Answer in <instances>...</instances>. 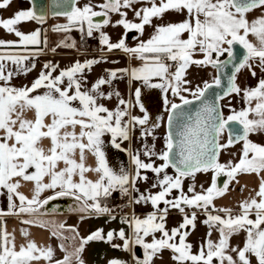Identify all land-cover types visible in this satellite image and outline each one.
Instances as JSON below:
<instances>
[{"label":"snow or ice","instance_id":"snow-or-ice-1","mask_svg":"<svg viewBox=\"0 0 264 264\" xmlns=\"http://www.w3.org/2000/svg\"><path fill=\"white\" fill-rule=\"evenodd\" d=\"M138 0H105L99 7L102 11L93 10L92 6L78 7L76 0H64L63 11L54 14L64 16L67 24L56 25L53 31H71L78 27L83 32L87 25V35L91 37L94 30H99L101 23H94L93 18L106 17L102 24L108 25L109 12L119 13L121 19L116 23L123 26L127 31L135 30L141 35L145 25H151L152 19H162L163 14L169 10L176 12L187 11L188 19L179 23L156 25L154 33L147 41H140L134 47L129 48L122 37L118 42H110L107 34L100 33V44L106 46L108 51L121 50L142 61V65L131 69V77L141 80L150 88H159L164 93L169 91L173 96H178L181 103L170 102L164 97V104L168 111L169 131L164 137V149L156 153L153 148L145 145L144 156L151 158L158 156L163 163L155 166L154 163L142 161L139 154H132L133 174L124 169L119 173L109 167L102 150L105 133H110L112 143L120 148L117 139L128 140L130 127L145 125L149 116L145 112L143 117L130 116L128 109L130 102L118 99L115 110H109L98 101L111 99L113 95L119 98V92L105 94L101 86L111 85L117 79V72H128L127 69L109 71L107 78L100 77L91 88L83 89V73L85 69H91L94 64L101 61L89 59L81 63L76 61L73 65L56 72L58 65L51 62L43 65V70L32 82L31 86L15 88L8 86V81L17 73L31 71L26 66L30 57L34 58L35 52H28L29 46H38L41 43L39 29L29 33L20 31L16 26L22 22L36 21L43 23L44 13H39L34 7L16 11L12 17L0 19V27L18 37L17 41L0 40V46L16 47L20 52L12 54H0V81L5 86H0V189L7 192L8 210L0 212V215L27 214L34 216L43 215L41 209L50 201L58 197L71 196L77 202L74 211L91 214H110L111 210L102 205L101 201L110 197L113 192L119 191L122 196L128 195L129 189L137 191L136 184L140 179L147 180V176H141L140 170L153 172L157 182L153 188L161 190L156 194H140L134 197V203L150 202L154 212L145 218L132 217L122 218V223L128 224L131 234L126 236L124 229L118 232L109 231L106 237L102 229L90 233L86 238H80L79 246L69 252L64 247V242L76 237H65L62 231L76 233L73 226L65 224L54 225L52 236L61 240L62 251L65 255L62 260H56L54 264H84L82 252L85 245L91 241L110 242L114 236L123 241L122 250L128 251L130 246L138 245L144 250L143 259H137L136 264H153L154 258L163 250L173 253L172 259L176 264H213L214 258L219 264H251L249 255L256 258L257 264H264V177H261L259 189L255 196L244 200L239 204V214L233 215L230 208L216 209L213 206L215 197L222 196L229 188L231 180L237 174L248 173L260 175L264 172V145L253 143L249 140L250 134L264 132V78L260 79L255 87L241 89L236 83L237 74L247 68L253 77L256 72L252 61H258L256 65L264 73V15L249 21L247 14L258 8H264V0H145L150 6L139 10L133 9L139 23L130 22L126 19V13L121 8H132ZM11 0H2L0 9L9 6ZM34 3V0H33ZM201 17H203L201 19ZM187 33V39L182 36ZM249 36L255 38V42L249 40ZM63 43V42H62ZM234 45H239L243 50L242 57L237 63L231 64V74L227 76V87L215 92L210 98L206 95L210 89L221 87V75L229 64L219 58L227 53L229 60L236 59ZM74 47L71 45H64ZM202 54V59H193L196 50ZM55 51V49H53ZM28 54H24V53ZM7 62L15 65V69H9ZM172 62V63H168ZM175 65V71L170 69ZM191 65L206 67L208 65L216 69L217 75L211 82L204 81L203 86H197L192 90L186 85L191 82L186 77V72ZM159 83H151L153 79ZM65 81L66 86L65 85ZM44 88L43 94H35L37 89ZM182 92H189L193 100L199 101L200 106L194 112H190L184 106L193 104V100L187 99ZM247 107L237 111L230 109V114L225 117L220 109V102L232 94L240 95ZM141 90L135 91L137 103ZM78 101L79 107L73 106ZM255 101L254 107L252 106ZM230 103V101H229ZM123 106V107H121ZM33 111L34 119H26L25 111ZM141 111L143 106L141 105ZM125 117H129L125 120ZM252 117V118H250ZM46 120L50 122L46 123ZM237 125V127H232ZM80 127L77 134L74 129ZM175 126V132L173 127ZM153 127H159L158 124ZM69 128L73 129L69 131ZM228 128L229 139L226 144L219 143V138ZM142 135H152L150 130L142 132ZM50 140V147L44 149L40 146L42 139ZM86 141V142H85ZM243 141L242 153L239 162L227 164L218 162L220 149L231 146L234 142ZM79 151V161L75 154ZM91 152L96 158V167L90 168L85 165V152ZM60 162L65 165L59 167ZM172 167L176 170V176H170L165 169ZM213 171L212 184L202 193L193 192L191 197L181 194L172 200L166 199L173 189H181L182 178L193 176L197 172ZM93 171L98 174L96 181L87 180L85 173ZM161 173H164L161 178ZM225 174L228 180L222 187L217 186V176ZM79 180H74L75 176ZM47 178V182H45ZM21 181L33 184L32 196L29 199L19 192ZM57 189H59L57 191ZM51 190L54 195L41 199V194ZM258 198V199H257ZM19 200V205L15 200ZM91 201V203H89ZM163 203L166 207L160 209L158 205ZM204 208L207 218L204 221L210 228L219 232V240L206 241L198 254H192L191 245L186 242L187 232H181L187 226L194 227L196 214H185L183 222L171 232L166 229L165 220L169 208H174L184 213V207ZM213 211L222 212L224 216L213 215L208 212L209 207ZM55 210V209H53ZM255 214V219L250 216ZM84 217L82 216L81 219ZM113 219L115 217H112ZM23 224H36L44 227L45 221L26 219ZM59 229L62 231H57ZM245 232L246 237L242 248H231L237 254L236 259L228 254L230 238L239 232ZM161 234L157 239L155 233ZM26 238L29 233L26 229L21 230ZM211 232H209V236ZM152 236L151 242L146 237ZM179 236V242L176 238ZM120 248V245H113ZM54 250L51 246L38 247L34 241L27 240L16 250L14 237L4 232L0 234V264H32L33 261L44 259L52 264ZM108 264H126L118 259H111Z\"/></svg>","mask_w":264,"mask_h":264},{"label":"crops","instance_id":"crops-1","mask_svg":"<svg viewBox=\"0 0 264 264\" xmlns=\"http://www.w3.org/2000/svg\"><path fill=\"white\" fill-rule=\"evenodd\" d=\"M2 2V0H0ZM30 8L28 0H11L9 6L4 9H0V19H7L13 16L16 11L26 10ZM203 17H201L202 19ZM62 22H55L53 25H58ZM51 21L45 19L43 23H37L36 21L22 22L16 27L24 32L29 33L33 30L39 29L41 32V43L38 46H29L28 52H35L36 55L34 58L26 61V66L32 68L34 64L35 67L31 71L24 73H17L12 76L10 81H8V86L21 88L28 86L30 87L32 82L38 77L39 73L43 70V65L45 63L51 62L52 64L58 65L56 72L53 75H58L59 71L66 69L73 65L76 61L83 63L89 59H96L101 61L100 63L94 64L91 66V69H85L83 73V89L91 88L92 84L95 83L100 77L107 78V73L105 70L114 71L120 69H127L128 72H117V79L112 81L111 85L101 86V91L105 94L110 92H119V98L115 95L111 99H100L98 102L108 108L109 110H115L118 104V99H124L127 102H130L131 107L128 109L130 116L143 117L145 112L149 116V120L145 125H136L134 128L130 127L129 130V139L120 140L117 139V143L120 144V148H116L112 143V137L110 133H105L102 136L103 145L102 150L105 153V159L108 162L110 168L115 172L119 173L121 169H124L130 175L133 174L134 165L132 164L131 155L136 153L139 154V157L142 161L146 163H154L155 166H159L163 163L158 156H152L151 158L144 156L145 145L149 148H153L156 153H160L164 149V137L165 134V117L167 114V106L164 104V97L167 96L170 102L176 103L180 101L178 96H173L169 91L168 93L162 92L159 88H150L141 80H134L131 77V69L137 68L142 65V61L134 58L132 55L125 53L121 50H112L108 51L106 46H101L100 42L91 44V37H82L80 39L72 42L64 31H52L50 26ZM54 28V27H53ZM185 34V33H184ZM188 35H183V39H187ZM0 40L3 41H17L13 33H9L0 27ZM100 40V38H98ZM118 39L112 41L116 43ZM119 41V40H118ZM146 41V40H145ZM63 42V43H62ZM111 42V41H110ZM74 43V47H68L64 45H71ZM139 43L131 44L126 43L127 47L134 48ZM5 46H0V54H12L20 52L21 49L13 47L12 50L6 49ZM55 49V51H53ZM24 54H28L27 52ZM202 54L197 49L193 54V59L199 60L202 59ZM7 67L14 70L15 65H12L11 62H7ZM170 71H175V65L170 69ZM211 72V73H210ZM212 77V79L210 78ZM214 77V70L209 66L201 67L197 65H191L186 72V79L191 83L186 85V87L195 90L197 86H203L204 81H212ZM264 78V73L259 69V72L256 73V76L253 77L249 75L244 79L243 84H241V89L255 87L260 79ZM158 79H153L151 83H159ZM66 81L65 85L66 86ZM0 86H5L3 81H0ZM141 90V95L139 97V102L137 103V97L135 96L136 89ZM46 91L44 88L37 89L35 94H43ZM186 98L192 97L189 92H182ZM227 102L232 103L233 107L230 106V109H235V107L243 109L247 107L242 98V93L240 95L232 94L230 97H226ZM141 105L143 106V111H141ZM73 106L79 107V102L74 101ZM254 106V104H252ZM123 107V106H121ZM239 109V110H240ZM24 118L34 119L33 111H25L23 113ZM125 120H128L129 117H125ZM50 120H46V123ZM158 124L159 127H153V125ZM73 129L69 128V131ZM150 130L152 135H142V132ZM74 131L78 134L80 132V127L76 126ZM2 135V133H0ZM86 142V141H85ZM40 146L45 150L48 149L50 145V140L45 138L40 142ZM75 158L79 161V151L77 150ZM96 158L91 153L85 152V165L86 167L94 168L96 167ZM65 165L63 162H60L59 167L63 168ZM141 176H147V180L140 179L137 181L136 189L133 191L130 187L128 195L122 196L119 191L113 192V194L108 197L107 200H102V205L107 206V202L110 198H114L117 201V206L108 207L111 210L110 214H97L92 212L90 215L86 213H81L79 211H74L72 209L76 208L78 202L71 196L58 197L55 200H63L65 204L62 206L64 210H56L59 207V204H52V207L47 205L41 209L43 215L36 214L34 216H29L27 214H8L0 215V234L6 232L10 234L11 237H14V244L16 250L18 251L21 245L26 244L27 240L34 241L38 247H48L54 250L53 262L56 260H62L65 251L61 250L59 246L61 240L57 237L52 236V231L54 230V225H59L61 223L65 224L66 227L73 226L78 231V236L76 233L70 231H62L55 229L57 231H62V235L65 237H73L75 239H70L64 242V247L69 251L79 246L80 238H86L90 233L96 231L97 229L103 230V235L106 237V234L109 231L118 232L120 229H124L126 236L131 234V229L128 224L122 223V218L131 219L132 217L145 218L148 214L155 211L150 202H141L134 203L133 198H138L140 194L148 195L156 194L161 189L159 187L153 188L152 185L157 182L156 175L151 171L140 170ZM165 172L175 177L176 171L172 168L165 169ZM164 173H161V178ZM196 174V173H195ZM187 176L182 178L181 189H173L170 195L166 199L172 200L175 197L181 194V191L191 197L193 192L189 191L191 187L195 193H200L199 189L195 188V183L198 181L197 175ZM85 177L87 180L96 181L98 179V174L89 171L86 172ZM261 177H264V172L259 176L252 173H240L237 174L235 179L231 180L229 183V188L224 195L219 197L216 200V197L213 200V206L216 209L219 208H230L233 210V215L239 214V204L251 197L255 196L256 191L259 189V184ZM74 180L78 181L79 176H75ZM227 180V177H226ZM225 180V181H226ZM47 182V178H45ZM212 182V181H211ZM21 187L19 192L28 197L29 199L32 196L33 184L30 182L21 181ZM208 185V184H207ZM210 185V181H209ZM208 185V186H209ZM59 189H57L58 191ZM54 193L51 190H47L41 194V199H44L48 196H52ZM258 199V198H257ZM16 204L19 205V200H15ZM91 203V201H89ZM158 207L160 209L165 208L166 206L161 202ZM184 207V213H181L179 210L174 208H169L167 212V217L165 220L166 229L171 232L173 228H178L179 225L183 222V216L187 214L191 216L192 213L196 214V219L194 221V227L192 225L187 226L185 229H181V232H187L186 242L190 244L192 254H198L201 247L206 245V241L211 240L217 242L219 240V232L215 228H210L209 225L205 224L204 221L207 218V213L204 208L197 207ZM120 208H126V213H119ZM55 209V210H53ZM58 209V208H57ZM8 210V200L7 192L4 189H0V212H7ZM213 215L224 216L222 212L213 211V207L210 206L208 209ZM84 217L81 219V217ZM112 217H115L114 219ZM251 219H255V214L253 213L250 216ZM26 219H36L46 222L44 227L38 226L36 224H23L21 221ZM264 227V225H262ZM26 229L29 233L26 238L21 234V230ZM209 232L211 235L209 236ZM157 239L160 238L161 234L159 232L155 233ZM246 233L241 231L238 234H234L230 238V248L228 249V254L232 255L236 259L237 254L231 251V248H242ZM147 242H151L152 236L145 238ZM176 242H179V236L176 238ZM113 245H120V248H115ZM123 241L119 239L118 236H114L112 241H91L85 245V249L82 252L81 256L84 261V264H108V261L111 259H118L120 261L126 262V264H136L137 259H143L144 250L141 246L132 245L128 251L122 250ZM173 253L170 250H163L159 253L153 260V264H176V261L172 259ZM251 264H257L256 258L249 255ZM32 264H49L48 261L40 259L39 261H33ZM190 264V262H189ZM213 264H219V261L214 258ZM227 264V262H225Z\"/></svg>","mask_w":264,"mask_h":264},{"label":"rangeland","instance_id":"rangeland-1","mask_svg":"<svg viewBox=\"0 0 264 264\" xmlns=\"http://www.w3.org/2000/svg\"><path fill=\"white\" fill-rule=\"evenodd\" d=\"M104 2H105L104 0H76L78 7L83 8L85 5H90V6H92L93 10L98 11V12L102 11V9L99 6L104 4ZM157 3H159V0H157ZM145 6H150V4H147L145 2V0H138L137 3L133 4L132 8H121V11L125 12L127 14L126 19L128 21L134 22V23H139L140 21L134 15L133 9L139 10ZM261 15H264V8L254 9L247 14V19L251 22ZM107 18L110 21L109 24L103 25L101 23L100 29L93 31V35H92L93 38L91 39V43L93 40L96 42H100V40H98V38H100L101 32L107 34L108 37L110 38L111 42L116 40V39L119 40L120 38L124 37L125 43H127V42L131 43V44L140 43V41H145V40L147 41L151 37V35L154 33L156 25H164V24H168V23H179V22H183L184 20L188 19L189 17H188L186 10L183 12H176V11L169 10L163 14L162 19L153 18L151 25H145L142 35L135 30H129L126 33V30L123 28V26L118 25L116 23L117 21H119L121 19V16L119 15V13L109 12ZM49 20L51 21L50 26H52L53 23H55V22H62L58 25L67 24L66 17H53V18H49ZM53 27H54V25H53ZM53 27L51 28L52 31H53ZM63 33L65 35H67V37L72 42H74L77 39H80L81 37H89L87 35V25L84 26L83 32H81L78 29V27H74V28H72L71 31L63 32ZM185 34L188 35L187 33H185ZM185 34H183V35H185ZM248 38L252 42H255L254 37L249 36ZM118 40H117V42H118ZM5 48L8 50H12L13 47L7 46ZM251 63L253 64V69L255 70V72L256 73L259 72V67L256 66L258 64V61H252ZM249 75H251V73L247 68L242 69L237 74L236 83L241 87V84H243L244 79L246 77H248ZM210 78L212 79V77H210ZM225 99L223 101H221V109H222L223 115L225 117H227L230 114V106L233 107V105H232V103L227 102V100H225ZM252 104L255 105V101H253ZM239 109H240V107L239 108L235 107V110L239 111ZM250 118H252V117H250ZM248 138L253 143H256L259 145H264V132L250 134ZM219 143H221V144L227 143L224 132L222 133L221 137L219 138ZM242 147H243V141H239L235 144H232L229 147L220 149L219 155H218V162L221 164H227L229 161H232L233 164L239 162V159H240L241 153H242ZM195 175H197V177H198L197 178L198 181L195 183V188L197 187L199 189L200 193H202L203 190H206L208 187L211 186L212 177L214 175L213 171L210 170L208 172H197ZM227 180H228V177H227ZM209 181H210V185H209ZM219 197H221V196H219ZM219 197H216V200Z\"/></svg>","mask_w":264,"mask_h":264},{"label":"water","instance_id":"water-1","mask_svg":"<svg viewBox=\"0 0 264 264\" xmlns=\"http://www.w3.org/2000/svg\"><path fill=\"white\" fill-rule=\"evenodd\" d=\"M29 2V6L30 7H34L35 10L39 13H44L45 14V19L48 18H53V17H64V16H58L55 15L54 13L57 11H63L64 7H66V5H64V0H28ZM70 3V0H69ZM105 17L103 16H98V17H94L93 21L94 23H102L103 19ZM44 19V20H45ZM234 52L236 53V59H233L232 61L229 60V57L227 56V53L225 54V56L223 58H221L220 60L226 62L229 64V68H226L224 72L220 73L221 75V87L220 88H213L210 89L209 92L206 94L208 95L210 98L213 96V94L215 92H219L222 90V88L227 87V76L231 74V64L232 63H237L238 62V58L242 57L244 50L239 46V45H234ZM210 68H212L214 70V76L217 75V71L215 68H213L212 66L208 65ZM211 82V81H210ZM190 100H193V97L187 98ZM177 104L181 103V101L176 102ZM221 105V103H220ZM200 106V102L199 101H195L193 100V104L191 105H187L184 106V108L192 113H194ZM222 112L221 106L219 109ZM167 120H168V111L165 117V134L167 135L169 128H168V124H167ZM232 127H237V125H232ZM229 129L226 128L224 131L226 140L228 141L229 139ZM173 132H175V126L173 127ZM237 142H234L233 144H235ZM219 155V152H218ZM172 168V167H170ZM174 171H176L174 168H172ZM226 180V175L225 174H220L219 176H217V186L218 187H222L224 182ZM52 204H59L60 206L56 208V210H64L63 209V205L65 204V202L63 200H53L50 201L49 204L47 205L48 207H52Z\"/></svg>","mask_w":264,"mask_h":264},{"label":"built area","instance_id":"built-area-1","mask_svg":"<svg viewBox=\"0 0 264 264\" xmlns=\"http://www.w3.org/2000/svg\"><path fill=\"white\" fill-rule=\"evenodd\" d=\"M96 43V41H92V43L91 44H95ZM168 63H172V62H168ZM173 66H174V64H173ZM117 201L114 199V198H110V200L107 202V206L108 207H115V206H117ZM118 212L119 213H126L127 212V209L126 208H120L119 210H118Z\"/></svg>","mask_w":264,"mask_h":264},{"label":"trees","instance_id":"trees-1","mask_svg":"<svg viewBox=\"0 0 264 264\" xmlns=\"http://www.w3.org/2000/svg\"><path fill=\"white\" fill-rule=\"evenodd\" d=\"M84 37H82V39H83ZM226 54V53H225ZM225 54L224 55H222L219 59H221V58H223L224 56H225ZM221 103V102H220ZM108 199V198H107ZM107 199H104V200H107Z\"/></svg>","mask_w":264,"mask_h":264},{"label":"flooded vegetation","instance_id":"flooded-vegetation-1","mask_svg":"<svg viewBox=\"0 0 264 264\" xmlns=\"http://www.w3.org/2000/svg\"><path fill=\"white\" fill-rule=\"evenodd\" d=\"M105 1V0H104ZM105 3V2H104Z\"/></svg>","mask_w":264,"mask_h":264}]
</instances>
